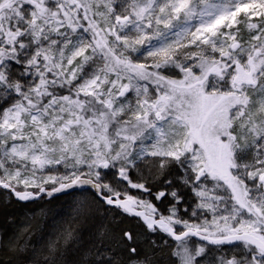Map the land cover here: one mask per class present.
I'll return each mask as SVG.
<instances>
[{"label":"snow or ice","instance_id":"1","mask_svg":"<svg viewBox=\"0 0 264 264\" xmlns=\"http://www.w3.org/2000/svg\"><path fill=\"white\" fill-rule=\"evenodd\" d=\"M0 264H264V0H0Z\"/></svg>","mask_w":264,"mask_h":264},{"label":"trees","instance_id":"2","mask_svg":"<svg viewBox=\"0 0 264 264\" xmlns=\"http://www.w3.org/2000/svg\"><path fill=\"white\" fill-rule=\"evenodd\" d=\"M62 201H53L48 205L49 208L53 210V212L59 211ZM13 211H20V209H13Z\"/></svg>","mask_w":264,"mask_h":264}]
</instances>
